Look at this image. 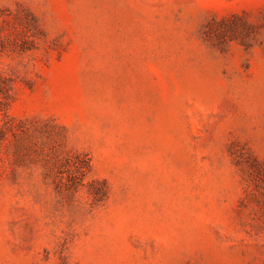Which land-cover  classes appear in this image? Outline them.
I'll return each mask as SVG.
<instances>
[{
    "label": "rangeland",
    "instance_id": "1",
    "mask_svg": "<svg viewBox=\"0 0 264 264\" xmlns=\"http://www.w3.org/2000/svg\"><path fill=\"white\" fill-rule=\"evenodd\" d=\"M0 264H264V0H0Z\"/></svg>",
    "mask_w": 264,
    "mask_h": 264
}]
</instances>
